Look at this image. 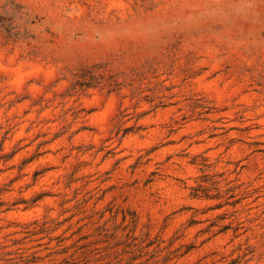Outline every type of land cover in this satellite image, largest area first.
<instances>
[{
    "label": "rangeland",
    "instance_id": "374dc122",
    "mask_svg": "<svg viewBox=\"0 0 264 264\" xmlns=\"http://www.w3.org/2000/svg\"><path fill=\"white\" fill-rule=\"evenodd\" d=\"M0 0V264H264V0Z\"/></svg>",
    "mask_w": 264,
    "mask_h": 264
},
{
    "label": "clouds",
    "instance_id": "9594fccd",
    "mask_svg": "<svg viewBox=\"0 0 264 264\" xmlns=\"http://www.w3.org/2000/svg\"><path fill=\"white\" fill-rule=\"evenodd\" d=\"M219 9H213L211 15H219L225 19L237 18L249 20L254 15L255 0H216Z\"/></svg>",
    "mask_w": 264,
    "mask_h": 264
}]
</instances>
